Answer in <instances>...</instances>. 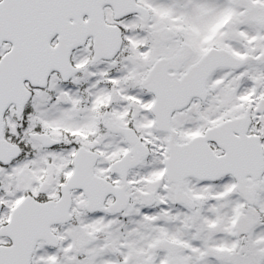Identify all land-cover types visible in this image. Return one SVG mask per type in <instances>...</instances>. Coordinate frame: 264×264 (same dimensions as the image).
Masks as SVG:
<instances>
[{
  "label": "snow or ice",
  "instance_id": "6c2138e0",
  "mask_svg": "<svg viewBox=\"0 0 264 264\" xmlns=\"http://www.w3.org/2000/svg\"><path fill=\"white\" fill-rule=\"evenodd\" d=\"M0 264H264V0H0Z\"/></svg>",
  "mask_w": 264,
  "mask_h": 264
}]
</instances>
